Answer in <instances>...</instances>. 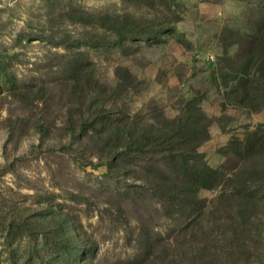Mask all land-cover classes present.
I'll list each match as a JSON object with an SVG mask.
<instances>
[{
    "label": "rangeland",
    "instance_id": "obj_1",
    "mask_svg": "<svg viewBox=\"0 0 264 264\" xmlns=\"http://www.w3.org/2000/svg\"><path fill=\"white\" fill-rule=\"evenodd\" d=\"M74 1L97 8L121 6V0ZM176 1L182 19L172 28L161 31L156 39H141L135 54L117 52L110 57L130 66L145 87V96L157 98L167 115H174L176 101L187 96L210 116V138L200 150L210 167L225 174L227 192L245 196L243 205L234 206L245 226L243 241L237 246L231 234L221 239L223 227L213 228L210 252L176 239L170 252L179 260L168 264H235L237 258L240 264H264V174L258 176L255 164L235 151L222 149L229 140L246 137L264 150V41L260 40L264 0H218L219 8L213 11L208 10L211 0ZM64 3L0 0V94L16 83L23 52L32 53L41 43L27 41L23 34L37 31L43 26L39 19ZM129 9L136 8L129 5ZM186 36L194 43L192 59L200 64L198 74L193 80L189 68L182 70L184 82L180 77L178 89L168 93L160 72L163 68H157L152 58L163 43L189 45ZM214 78L218 90L205 88L203 83ZM3 115L4 110L0 117ZM25 137L7 138L0 121V264H129L126 217L140 213H144L140 221L133 223L137 224L135 232L153 226L158 231L153 238L165 235L168 221L157 204L145 212L137 202L129 201L128 178L110 175L95 157L91 162H77L61 147L57 155L48 153L38 146L39 139ZM238 219L243 226V219Z\"/></svg>",
    "mask_w": 264,
    "mask_h": 264
},
{
    "label": "trees",
    "instance_id": "obj_2",
    "mask_svg": "<svg viewBox=\"0 0 264 264\" xmlns=\"http://www.w3.org/2000/svg\"><path fill=\"white\" fill-rule=\"evenodd\" d=\"M64 4L41 17L43 26L37 31L23 34L27 41L41 43L32 53L23 52L16 83L0 94V121L7 138L32 136L42 150L57 155L61 147L77 162L95 157L110 175L129 179V201L145 212L158 205L168 221V230L158 240L153 226L141 225L144 231L135 232L133 223L144 213L126 217L129 264L177 262L178 255L170 252L176 239L210 252L213 228L223 227L221 239L231 234L234 246L239 245L245 223L234 206L243 205L245 196L227 192L225 174L210 167L200 150L210 138V116L187 96L176 101L174 115H167L157 98L145 96L130 66L110 57L117 52L135 54L141 39H156L172 28L182 19L179 3L121 0L120 7L110 9L74 0ZM260 40L264 41V30ZM217 83L214 78L210 85L218 90ZM224 84L226 88L228 82ZM49 139L53 143L45 145ZM232 142L222 149L235 151L255 164L258 176L264 174L262 147L246 137ZM157 246L161 249L155 252ZM235 262L240 264L239 258Z\"/></svg>",
    "mask_w": 264,
    "mask_h": 264
},
{
    "label": "crops",
    "instance_id": "obj_3",
    "mask_svg": "<svg viewBox=\"0 0 264 264\" xmlns=\"http://www.w3.org/2000/svg\"><path fill=\"white\" fill-rule=\"evenodd\" d=\"M218 0H211L208 3V10L213 11L214 9H218ZM178 27H180L178 25ZM189 38H191V33L188 32ZM187 40L190 41L189 45L180 44L177 42H174L172 44L170 43H163L161 45H158L159 54L157 53L155 57L152 58L155 66L163 71H160L163 75V82L168 85L166 89H168V93H171L170 91H174L175 89H178L179 85L176 83V81L181 80L180 82L183 83L184 79L186 78L185 75H180L182 73V70H186L189 68L191 71V79L194 80V78L197 76L198 72H196L197 68L200 66V64H196V60L192 59V56L195 53V50L193 49L194 43L191 39H189L186 36ZM189 47H192V49ZM211 58H213L212 54L210 55ZM152 63V62H151ZM195 69V70H194ZM204 87H209V89L214 88V85H210V82H204ZM210 85V86H209ZM181 90H179L177 93H179ZM186 91L185 88L181 91ZM180 92V93H181ZM159 95V94H158Z\"/></svg>",
    "mask_w": 264,
    "mask_h": 264
}]
</instances>
